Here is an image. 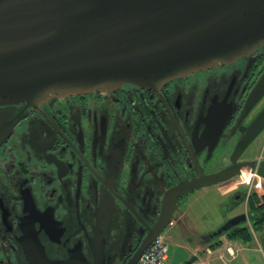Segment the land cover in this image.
Masks as SVG:
<instances>
[{"label": "flooded vegetation", "instance_id": "obj_1", "mask_svg": "<svg viewBox=\"0 0 264 264\" xmlns=\"http://www.w3.org/2000/svg\"><path fill=\"white\" fill-rule=\"evenodd\" d=\"M263 77L264 45L159 85L0 105V264H33L39 250L76 264H127L168 217L170 228L178 224L206 188L199 182L230 166L240 171L227 180L238 179L232 210L246 200L247 212L229 219L245 213L239 225L247 223L248 176L264 180L247 170L264 161L253 154L264 136V123L253 127L264 112ZM194 227L183 245L217 229Z\"/></svg>", "mask_w": 264, "mask_h": 264}, {"label": "water", "instance_id": "obj_2", "mask_svg": "<svg viewBox=\"0 0 264 264\" xmlns=\"http://www.w3.org/2000/svg\"><path fill=\"white\" fill-rule=\"evenodd\" d=\"M262 45L264 0H0V105L124 83L159 85ZM263 123L264 112L253 127ZM234 167L208 175L196 188L227 181L240 173ZM247 170L264 178V161ZM170 220L148 234L127 264L138 263ZM246 220L245 213L233 216L190 242L206 245ZM93 249L99 257L103 239ZM38 256L33 264H76L40 250Z\"/></svg>", "mask_w": 264, "mask_h": 264}, {"label": "rangeland", "instance_id": "obj_3", "mask_svg": "<svg viewBox=\"0 0 264 264\" xmlns=\"http://www.w3.org/2000/svg\"><path fill=\"white\" fill-rule=\"evenodd\" d=\"M253 154L264 159V136L258 146L254 148ZM248 177H251V192H256L259 195H262L264 193V180L253 175H249ZM236 182H238V179H233L229 182L227 181L220 188L218 185L206 187L190 198L188 204L185 205V214L179 220L178 224H176L174 228H170L168 226L162 232L169 249V260L167 264H181L190 257V252L187 250L185 245L180 242L179 238L187 232L189 227L195 225L194 228L196 231H211L224 224L232 213L244 210L247 212L246 200L233 211L229 196L223 195L222 193L223 189L229 190V188H231L232 190L235 188L234 185ZM250 186H247L246 189L249 190ZM243 225L251 227L252 223L249 220ZM261 233L262 231L253 233L254 239L256 237L259 240ZM224 237L226 238V236H223V238ZM211 243H213V241H211ZM226 249L224 248L223 252H225ZM247 252L252 256L258 254L255 250ZM253 264H257V262H253Z\"/></svg>", "mask_w": 264, "mask_h": 264}, {"label": "crops", "instance_id": "obj_4", "mask_svg": "<svg viewBox=\"0 0 264 264\" xmlns=\"http://www.w3.org/2000/svg\"><path fill=\"white\" fill-rule=\"evenodd\" d=\"M222 185L219 186V188ZM234 191V188L231 190H222L223 195H228ZM259 240L255 237L253 241L249 243H244L241 240H229L228 238H223L220 240V244L216 246H212L211 244L206 245H185L187 250L190 252V257L196 256L195 253H198L196 258L200 259L202 264H253V262H257V264H264V229L261 230ZM213 242L212 244H215ZM209 246L212 248L213 253L208 255L205 253L204 249ZM227 247H232L234 249V254H230L227 251ZM224 248L226 249L223 252ZM255 250L258 254L252 256L247 251ZM189 257V258H190ZM188 258V259H189Z\"/></svg>", "mask_w": 264, "mask_h": 264}, {"label": "trees", "instance_id": "obj_5", "mask_svg": "<svg viewBox=\"0 0 264 264\" xmlns=\"http://www.w3.org/2000/svg\"><path fill=\"white\" fill-rule=\"evenodd\" d=\"M249 212L250 221L252 223L250 226L239 225L231 228L224 236L229 240H241L244 243H249L253 241V233L261 231L264 229V194L259 195L256 192H252L249 197ZM221 242L218 241L212 246L219 245Z\"/></svg>", "mask_w": 264, "mask_h": 264}, {"label": "built area", "instance_id": "obj_6", "mask_svg": "<svg viewBox=\"0 0 264 264\" xmlns=\"http://www.w3.org/2000/svg\"><path fill=\"white\" fill-rule=\"evenodd\" d=\"M172 226V223H171ZM205 253L208 255L213 253L212 248L207 246L204 249ZM227 251L230 254H234V249L232 247H227ZM198 256V253H195ZM194 257H190L181 264H202L201 260ZM169 260V249L165 237L161 234L155 240L152 241L151 245L145 251L143 256L140 258L137 264H167Z\"/></svg>", "mask_w": 264, "mask_h": 264}]
</instances>
